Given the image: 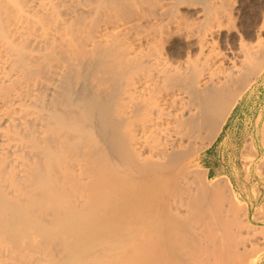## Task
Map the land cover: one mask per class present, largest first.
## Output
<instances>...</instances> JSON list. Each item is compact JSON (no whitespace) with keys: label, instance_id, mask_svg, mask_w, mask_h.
Listing matches in <instances>:
<instances>
[{"label":"bare ground","instance_id":"6f19581e","mask_svg":"<svg viewBox=\"0 0 264 264\" xmlns=\"http://www.w3.org/2000/svg\"><path fill=\"white\" fill-rule=\"evenodd\" d=\"M238 2L0 0V264H261L249 202L199 182L264 71Z\"/></svg>","mask_w":264,"mask_h":264},{"label":"crops","instance_id":"0c3cea01","mask_svg":"<svg viewBox=\"0 0 264 264\" xmlns=\"http://www.w3.org/2000/svg\"><path fill=\"white\" fill-rule=\"evenodd\" d=\"M238 99L224 121L217 138L215 137L203 150L201 161L204 162V168L208 170V175L212 174L216 178H224V176L229 178L232 189H235L238 194L240 192L242 200L249 202V216L253 221V217L260 212L259 208L264 204V202L261 203L264 199L259 198L264 187V170L262 168L264 167V151H262L264 150V139L262 138L264 137V81L251 82ZM241 169L244 171L242 183L237 172H231ZM252 186H260V192L257 193L253 188H248ZM258 214L264 217L263 212L261 213L263 215ZM254 223L264 225L262 221Z\"/></svg>","mask_w":264,"mask_h":264},{"label":"rangeland","instance_id":"374dc122","mask_svg":"<svg viewBox=\"0 0 264 264\" xmlns=\"http://www.w3.org/2000/svg\"><path fill=\"white\" fill-rule=\"evenodd\" d=\"M247 1V2H246ZM244 0V4L245 5H243L242 3L243 2H241V0H239V2L238 3H236V5H237V9H236V11H235V13H234V15H233V17H234V23H235V25H236V27L237 28H239V26H241V24H240V21H245V18L247 17V16H249L250 17V22H253L254 21V19L256 18V16H257V11H258V9H263L264 8V0ZM257 1V2H256ZM246 2V3H245ZM256 2V3H255ZM260 3V4H259ZM249 4V5H248ZM262 4V5H261ZM241 5V6H240ZM243 5V6H242ZM249 6V7H248ZM252 8H251V7ZM241 7V8H240ZM254 7V8H253ZM245 8V9H244ZM249 8V9H248ZM255 8H256V10H255ZM238 9H240V10H238ZM252 9V10H251ZM247 10V11H246ZM239 11V12H238ZM251 11V12H250ZM244 12V13H243ZM242 15V16H241ZM251 15V16H250ZM246 16V17H245ZM237 17V18H236ZM243 17V18H242ZM244 19V20H243ZM237 20V21H236ZM239 21V22H238ZM237 22V23H236ZM263 31V32H262ZM224 33V32H223ZM261 33L263 34V36H262V34H261V38H262V40H264V26H263V28H262V30H261ZM221 39H224V36H221ZM178 42V40H175V42L174 43H177ZM263 73V74H262ZM254 81H264V71L263 72H261V74L259 75V76H257L256 78H255V80ZM205 149V148H204ZM203 149V150H204ZM202 155H203V151L201 152V157H202ZM225 156L227 157V155L225 154ZM200 157V158H201ZM200 163L202 164V167L201 168H203L204 167V164H203V161H200ZM215 172V171H214ZM232 173H236L237 172V174H238V177H239V180L241 181V183L243 182V176H244V171H243V169H241V170H238V171H231ZM219 178H222V177H219ZM215 179H218V177L216 178V177H214L212 174H209L208 175V179H205L204 181L203 180H201L200 178H199V182H206V184H209L210 186L211 185H213L212 183H210V182H214L215 181ZM210 180V181H209ZM248 188H253V190H255L257 193L258 192H260V189H261V187L260 186H252V187H248ZM228 189V188H227ZM226 189V187H225V189H223V191L225 192L224 194H223V196H224V198H225V196H227L225 199L227 200L226 202H229V203H231V204H233V206L235 205V204H237L238 205V203H237V201L234 199V196L236 195L237 197H238V199L240 200H242V196L241 195H239V194H237V192L235 191V190H233V191H230V190H227ZM263 189V193L261 194V195H259V198L260 199H264V187L262 188ZM229 193L228 195H229V197H228V195H226L227 194V192ZM230 192H232V193H230ZM223 193V192H222ZM234 194V196H232ZM232 196V197H231ZM241 196V197H240ZM230 197H231V199H230ZM234 200L236 201V202H234ZM236 206V205H235ZM264 204L262 205V212H264L263 210H264ZM261 209L259 208V211H261ZM261 212V213H262ZM239 214V216L241 215V211L240 212H238ZM242 219V218H241ZM243 220V219H242ZM244 222V221H243ZM253 222V221H252ZM254 223V222H253ZM254 224H256V225H258L257 223H254ZM258 239H260V236H258L257 237ZM261 264H264V260L261 262Z\"/></svg>","mask_w":264,"mask_h":264}]
</instances>
